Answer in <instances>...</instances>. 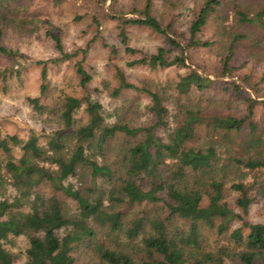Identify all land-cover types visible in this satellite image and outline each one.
<instances>
[{
    "label": "trees",
    "instance_id": "1",
    "mask_svg": "<svg viewBox=\"0 0 264 264\" xmlns=\"http://www.w3.org/2000/svg\"><path fill=\"white\" fill-rule=\"evenodd\" d=\"M151 4L147 0L134 17H118L122 42L134 52L125 27L146 25L181 48L183 55L173 60L167 57L168 49L160 47L147 60L134 62L180 65L175 90L188 101L181 102L177 119L171 121L165 96L148 84L130 82L118 68L113 96L127 89L147 93L152 121H112L118 108L109 113L101 101L65 92L50 104L49 63L82 53L77 73L83 85L92 80L84 67L88 46L71 53L59 34L52 35L59 56L32 61L41 65V94L27 101L34 110L57 117V127L33 130L25 139L0 130V264H264V221L247 219L249 190L264 169V126L254 119L261 102L246 91L244 78L214 79L189 65L185 46L151 13ZM10 8V0H0V53L13 62L0 70L4 82L13 74L20 78L30 64L18 48L3 42L6 27L15 22ZM224 8H229L226 18L232 22L230 30L226 26L223 31L228 41L219 39L224 50L219 76L233 75L239 68L234 64L237 48L256 25L261 30L257 41L264 40V7L252 15L236 0H207L192 22L190 45L213 44L196 39V34ZM217 89L241 99V114L218 110L210 105L212 99L209 105L203 102L209 93L219 101L217 96L223 94L214 92ZM195 92L201 93L199 99L193 98ZM84 105L85 114L78 116ZM120 138L123 144L111 154ZM249 172L255 173L252 181H246ZM229 189L240 192L236 203L242 214L226 201ZM160 202L166 216L126 215V207ZM177 218L188 224H176ZM236 220L241 223L234 227ZM208 230L217 236L213 243L204 233ZM21 236L29 242L24 262L9 246ZM83 249L91 260L77 258Z\"/></svg>",
    "mask_w": 264,
    "mask_h": 264
},
{
    "label": "rangeland",
    "instance_id": "2",
    "mask_svg": "<svg viewBox=\"0 0 264 264\" xmlns=\"http://www.w3.org/2000/svg\"><path fill=\"white\" fill-rule=\"evenodd\" d=\"M146 1L10 0L9 15L15 18V22L6 27L3 42L7 46L18 48L30 64L23 70L20 78L13 74L4 82L0 75V130L17 134L25 139L33 130L41 131L45 127L50 131L57 127V117L34 110L27 101L28 96L41 94V65L32 61L55 59L59 56L52 38L54 34L62 37L65 49L71 53L88 46L84 67L92 75V80L83 85L77 73L76 62L82 59V53L70 60L49 63L50 93L46 100L50 104H54L58 94L65 92L101 101L109 113L118 108L111 117L112 121L124 119L136 125L152 121L155 114L149 108L151 100L147 93L127 89L123 90L119 97L113 96V89L118 85L117 69L119 68L130 82L139 86L148 84L152 89L159 90L165 96L164 103L170 109L172 115L170 120L177 119L176 114L179 112L181 102L188 101L184 95L178 94L175 90V84L182 71L181 66L173 64L168 67H151L147 61L146 63L134 61L147 60L157 53L160 47L168 49L167 57L173 60L176 56L183 55L182 49L169 44L164 34L146 25L125 27L128 43L135 49L134 52L126 50L120 36L122 23L118 17L139 15L137 11L144 7ZM205 1L207 0H151V13L160 19L164 26H170V32L181 45L185 46L184 55L189 65H194L205 76L214 79H237L238 82H243L244 78L245 84H242L246 91L252 93L261 102L257 105L254 119L264 126V40L257 41L261 30L256 25V31H249V38L238 46L234 64L239 68L233 72V75L219 76L220 58L224 51L220 47L219 39L224 36L223 31L226 26L230 30L232 20L230 16L228 20L226 18L229 8H224L221 14L211 15L207 24L196 34V39L212 41L213 44L190 45L192 22L199 15ZM236 2L248 9L252 15L264 7V0H236ZM227 34L224 36L226 41L229 39ZM12 63L11 58L0 53V70ZM214 92L223 96H217L220 100L215 101L211 93L207 94L204 99L202 98L206 105H209V99H212L210 105L213 104L220 111L241 114L242 109L244 110L240 98H233L228 91L223 92L221 89ZM200 94L195 92L193 98L199 99ZM84 107L85 105L78 116L85 114ZM121 144L123 139H116L111 154L118 151ZM256 175V186L249 190L252 202L247 219L251 222L264 221V169L258 171ZM254 176L255 173L249 172L246 181L254 180ZM230 184L231 182L228 183V187ZM239 195V191L229 189L226 201L235 211L242 214L241 208L236 203ZM163 206V202L158 205L143 203L125 209L128 218L142 216L146 212L148 214L160 212L166 216ZM173 222L179 225L188 224L179 218L174 219ZM240 223L236 220L232 224L236 227ZM204 233L210 242L215 241L216 234L213 236L210 230ZM141 235L137 239L138 242ZM9 246L19 254V261L24 262L26 249L29 246L28 239L24 236L18 237L15 244ZM76 256L80 261H88L93 257L86 249L76 252Z\"/></svg>",
    "mask_w": 264,
    "mask_h": 264
}]
</instances>
